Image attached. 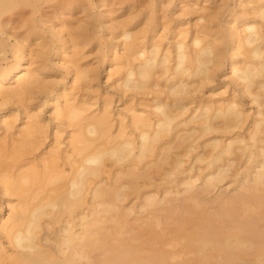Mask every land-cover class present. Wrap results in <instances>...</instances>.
Instances as JSON below:
<instances>
[{
    "label": "bare ground",
    "instance_id": "bare-ground-1",
    "mask_svg": "<svg viewBox=\"0 0 264 264\" xmlns=\"http://www.w3.org/2000/svg\"><path fill=\"white\" fill-rule=\"evenodd\" d=\"M49 1L55 2L0 0V54L2 59L8 50L14 55L13 63L0 66V116L1 123L8 128L12 109L8 108V100L22 99L32 86L39 84L43 105H54L51 107L54 119L78 121L72 125L76 134H70L67 141L69 173L64 175L63 170L57 169V151L50 148L47 155L42 154L45 157H39L40 165L27 162L24 168L19 166L23 171L0 179V195L5 196L9 207L5 219L0 214V232L12 246L10 255L0 249V264L6 261L8 264H264V112L261 110L264 106V31L255 23L241 19L228 32L229 51L237 44L236 52L242 49L245 53L240 67L235 66V54L226 61L232 81H239L241 91L251 97L258 108L256 114L260 116L248 134L251 142L245 143L240 137L226 143L216 137L206 140L203 145V149H209L203 153L206 156L196 154L193 162H202L206 172L192 175L193 166L183 169L182 158L177 153L178 156L171 155V150L185 146L187 141L190 150L189 141L195 134L199 133L197 137L200 138L216 131H231L242 125L244 119L233 100L218 103L208 100L180 119L189 109L184 96L189 93L187 80L202 76V80L207 81L222 64L215 45L194 38V49L187 51L181 41H176L174 56L170 59L167 49L162 53L152 42L157 30L152 19L147 21L151 34L139 48L133 43V35L123 29L120 36L124 38L127 55L138 63L122 76V87L147 90L158 86L162 78L173 99L167 102L168 99L156 98L151 117L132 114L130 123L134 136L126 134L125 128H120L116 136H110L105 107L98 114L85 116L86 104L71 102L65 86L57 87L54 80L40 82V74L48 72L44 60L48 52L52 49L56 56L63 49V42L62 45L55 42L62 37V32L55 30V21L46 25L42 18L32 20L41 5ZM66 1L68 10L77 8L88 12L94 8L97 17H102L101 1L97 4H92L91 0H84L82 4L81 0ZM257 8L264 24V4ZM14 11L19 12L14 15ZM14 16L16 21L17 17L18 20L25 18L19 25L12 26ZM38 21L40 25L43 23L42 30L36 28ZM27 22L30 28L25 27ZM43 29L51 36L49 39L43 36ZM28 43L40 49L34 60L26 58ZM68 73L74 76H71L72 82L88 77L84 72L69 70ZM23 115L25 121L22 129H18L15 145L10 150L0 146V167L13 168L5 161H17L28 151L38 148L39 137L46 127L39 114L26 112ZM214 120L219 121L213 123ZM189 150L184 151L185 154ZM72 156L76 158L70 159ZM237 159L245 165L244 168L240 165L243 169L239 166L241 172L236 168L231 182L241 191L226 199L220 194L214 196L211 203L216 207L209 212V206H205L206 201L203 205L200 196L219 189L218 185L226 179ZM178 176H183L177 184L182 188L174 191L166 188V184ZM36 187L43 189L42 195L35 203H29L30 198L33 199L31 191ZM180 192L183 197L179 202L175 198L177 204L174 198L169 199L172 193L178 195ZM11 195L18 199L16 206L9 205ZM190 205L201 209L190 213L193 210ZM183 208L189 217L181 213ZM178 218L182 220L180 223L189 224L188 229L184 230L183 224L178 228ZM168 222L176 224L174 228L177 226L171 231L175 239L170 238L172 235L166 239V235L172 234ZM161 224L167 225L166 234H162ZM155 229H160L161 234Z\"/></svg>",
    "mask_w": 264,
    "mask_h": 264
},
{
    "label": "rangeland",
    "instance_id": "rangeland-1",
    "mask_svg": "<svg viewBox=\"0 0 264 264\" xmlns=\"http://www.w3.org/2000/svg\"><path fill=\"white\" fill-rule=\"evenodd\" d=\"M99 1L102 3L100 8V11H102L101 18L97 17V11L94 8H90L88 12H83L77 8H70L68 10L69 6H67L66 0H55V2L49 1L46 4H42V8L39 10L40 12L38 11L35 16L32 17V20L33 18L34 20L42 18L43 21L47 22L46 25H50V23L52 24V22L55 21L53 24L54 27H56L55 30L59 29L58 31L62 32V39L58 37L55 42L59 45L63 44V49L60 51L61 53L59 52V55L56 56L53 55L52 49L48 52L46 59H44L45 67L48 69V72H42L40 74L39 79L41 83L54 80L57 87L65 86L66 93L72 98L71 102L75 105H81L82 103L86 104L85 116L90 117L94 114H98L99 111L105 107L109 117L108 133L110 136H116L120 128H125L124 132L126 134L134 136V131L132 130L130 123V116L132 114L151 117L152 105L156 101V98L164 101H167L168 99L167 102H170V99H173V96L171 98V95L164 87L165 83L162 82V78L159 80L160 83L158 86L151 87L150 89L146 88L147 90H128L122 87V76L128 68H134L138 61L127 55V51L124 48V38L121 37L120 34L123 32V29L128 30L129 33L133 35L134 45L137 46L136 48H139L138 46H141L142 43H144V40H146L151 34V32H149V24L147 23L150 18L152 19V23L156 25L157 29V32L155 31L153 34L154 37L152 42L159 46L160 52L162 53L167 49L170 52V59L174 56L176 41H181L185 45L186 50L191 51L194 49L192 47V40L198 38L202 40L203 43L212 46L215 45L214 47L218 51V56H220L222 60L221 66L213 71L210 79L207 81H203L204 79L202 76L194 77L192 79L189 78L187 80L188 86L186 90L189 93L184 94V96L185 102L188 103L187 108L189 109L180 119H184L189 114L188 112L198 106L206 104L208 100H214L217 101V103L233 100L238 105L239 110L243 112L244 118L242 125L240 124V126L236 127V129L233 128L231 131L229 129L228 131L230 132L216 131L217 133H208L200 138L197 137L199 133L195 134V139L193 138V141H189L192 145V149L190 148L189 150L190 145H188L187 141L184 143L185 146L182 145L183 147L181 146V148L171 150V155H174L175 153L179 154L180 159L182 158L183 169H188L193 166L192 170H194L193 173L191 172L192 175H203L206 172V169L202 162L199 161L200 164L199 162H193L196 154L205 155L209 150L208 147H206V149L204 147L203 149L206 140L216 137L219 138L222 143H226L231 138L240 137L244 139L245 143L251 142L248 140V134L252 129V124L258 120L260 116L256 114L258 108L251 101V97L241 91L239 81H232L231 69L226 65V61L230 58L231 54H235V66L240 67L243 63L242 61L245 53L242 52V49H239L238 52H236L237 44L232 47L231 52L229 51L228 32L231 28L236 26L237 21L241 19H246L255 23L261 31H264L263 19L259 18L257 14V6L264 4V0H91L92 4H97ZM79 2L76 4H79ZM82 2L84 3V0H81L80 4H82ZM29 10L30 9L28 8L27 10L25 9L26 12ZM14 12L15 15L19 11ZM26 15L27 21L30 22V16L28 14ZM25 16L21 17V19L24 20ZM14 18L15 21L12 26L19 25L18 23L22 20L20 18V20H18L17 17L16 21L15 16ZM55 19H57V21ZM38 20L40 21V19ZM39 21V26L37 22L35 23L36 28L38 27V30H42L41 27L43 26V23L41 26ZM27 24L28 25L25 27L30 28L28 22ZM14 28L16 29V27ZM15 29H13V31ZM21 29L23 30L22 27ZM18 31H20V28ZM43 36L47 39L51 37L46 29H43ZM58 41L60 42L58 43ZM33 43H35L34 45H37L36 42ZM33 43H28L30 47L29 49L31 50H27L26 58L28 60L29 58H31V60L36 59L39 54L38 51H40L38 46H34ZM13 61L14 55L11 51L8 50V52H6L4 59H2L0 54V66L9 65L13 63ZM35 62H37V60H35ZM172 64L173 61L171 60L170 66H172ZM35 65L37 66L38 64ZM35 65L33 66L35 67ZM33 66L32 68H34ZM69 70H72L73 72H84L85 74L87 73L86 75L88 77L87 79L78 78L72 82L74 76L68 73ZM201 81L203 82L201 83ZM38 85L39 84L32 86L31 90L28 92L29 94L26 93L22 99L18 98L16 100L13 98L10 99V101L8 100V108L11 109L12 107L9 114L10 118L8 119L10 125L8 128L1 123L2 117L0 116V146L5 148V150H10L12 145H15L14 140H17L19 137L18 129L20 130L23 127L22 122L25 121L23 114L26 112L39 114L42 125L46 127L43 128V134L41 133V136L39 135L40 142L38 141L37 149L31 150L32 152L28 151L26 155H23L17 161L13 159H8L7 162L5 161V163H8V165L13 168L0 167V179L3 176L12 175L19 170L23 171V168L25 167L23 166L24 164L28 165V163L30 164L31 162L34 165H40L41 163L39 159L45 157L42 154H46V152H49L52 149L55 152L57 151V169L59 171L63 170L64 175H68L69 173V160L66 158L69 154L67 141L70 134H76L74 131L75 126L72 125L78 121L71 122L66 118L58 117L59 120L54 119V114L51 110V107L54 105H43L41 98L42 93L38 91ZM60 103L63 104V100H60ZM263 108L261 110L264 112ZM218 121L219 120H214L213 123ZM191 125L192 124H190V126ZM190 126L188 125L187 127ZM187 127L183 128L186 129ZM187 150H189V153L185 154L184 151ZM205 156L202 157L205 158ZM72 158L75 159L76 157H70V159ZM241 162V160L239 161L237 159L236 163L234 162L233 166L231 165L232 167L229 168L226 179L218 185L219 189L213 190L210 194H203L200 196L203 205L205 204L204 201H206L205 206H209L207 207L209 212H213L216 207L215 204L213 206V203H211L214 196L220 194L223 199H226L227 197L238 193L239 190L241 191L239 186L237 189L234 187L237 185H234L231 182L233 173L236 172V168L239 169L241 166L244 168L245 164L242 163V165ZM8 165L7 167H9ZM19 166H23V168H20ZM242 167L240 169H243ZM240 169L238 172H241ZM183 176L174 178L171 183L164 186H166V188L169 187V189L171 188L173 191L176 188V190L179 188L181 189L182 186H177V184H179V181ZM157 178L159 179V177ZM156 182L159 183L158 180ZM195 184L198 186L197 184H199V182ZM40 188L41 187H36L32 189L31 196L33 199L30 198L29 203H35L37 201L36 199H38L37 197L42 195L43 189ZM180 193L178 195L172 193V195L169 196V199H171L170 197L174 198V200L176 198L179 199V202L183 197V194L181 193L180 195ZM9 200V205L11 206H16L18 204V199L15 195L9 196ZM175 201L174 202L177 204V200ZM208 201L210 202L208 203ZM136 204L137 202L135 205ZM200 209V207L190 205V210H192L190 213H193L194 211L199 212ZM190 210H187V212ZM181 213H184V215L186 214L184 208ZM190 213L188 212V214ZM0 214L3 219L9 215V207L5 201V196L1 195ZM161 216H163V214ZM181 216L182 215H180L179 218ZM185 216L183 218H186L188 215ZM130 218H132V215ZM179 218L178 221L182 219V217L181 219ZM168 221L172 222L171 220ZM181 221H179L178 228L180 224H183L185 229L183 226L181 227L184 230L188 229L189 224L186 221H183L188 224L184 225L183 222L180 223ZM166 222L164 220L163 223L166 224ZM131 224L133 223H129L128 225L131 226ZM175 225L176 224H174V226ZM163 226L161 224L163 230L162 234L165 230L170 229L169 231L171 232L172 229H177V226L174 228L171 223L168 225L169 229H167V225L164 226L166 229H164ZM155 230L158 231L160 229ZM171 233L172 234H169L168 236L166 235V239L170 237V235H172L170 238L175 237L173 236L174 231ZM158 234H161V230ZM164 234H166V232ZM0 249L2 252L6 253V255H10L12 251L11 244L8 243L2 232H0ZM4 264H8V262L6 261Z\"/></svg>",
    "mask_w": 264,
    "mask_h": 264
}]
</instances>
